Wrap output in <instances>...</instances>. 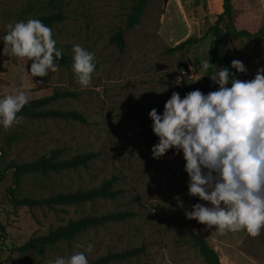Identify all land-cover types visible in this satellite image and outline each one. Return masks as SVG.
<instances>
[{
    "label": "rangeland",
    "instance_id": "374dc122",
    "mask_svg": "<svg viewBox=\"0 0 264 264\" xmlns=\"http://www.w3.org/2000/svg\"><path fill=\"white\" fill-rule=\"evenodd\" d=\"M130 3L131 0H0V32L10 23L27 21L60 4L68 18L49 26L55 47L72 53L73 45L79 44L92 52L97 62L90 85L82 88L73 71L64 67L57 66L56 71L44 77L30 78L23 70L25 58L0 55V97L21 89L29 100L49 95L55 89H68L76 95L50 106L75 109L86 119L82 122L18 116L19 120L9 128L0 127V167L9 161L35 159L51 148L61 149L62 158L93 151L95 156L86 166L63 169L47 177H24L20 193L39 197L86 189L112 176V188L121 190L113 198L97 197L76 205L13 208L5 197L11 170L4 171L0 179V259L9 255L8 247L46 233L68 218L128 210L134 215L90 227L70 242L44 247L40 254L28 253L18 259L14 252L9 263L52 264L57 257L85 251L91 244L92 250L85 251L89 264L107 251L144 244V251L137 256L109 264H206L188 238L187 229H191L214 248L221 264H264V227L257 236L243 230L220 235L214 226L206 227L186 218L185 209L190 211L191 205L207 202L188 194L182 154L169 149L154 159L150 151L158 138L149 136L148 112L155 108L161 113L173 91L183 97L204 82V76L194 81L206 73L200 67V61L208 58L211 39L206 28L221 11V0H148L138 23L124 32L125 46L120 52L108 37L123 23ZM231 9L234 25L251 34H226V49L232 60L242 61L246 68L244 73L236 72V78L250 80L257 68L264 67V33L259 32L264 24V0H231ZM188 36L201 38L182 50L164 52L166 46ZM30 64L28 60L26 71ZM165 85L167 89L162 91ZM216 88L210 79L205 93ZM10 135L14 138L6 146Z\"/></svg>",
    "mask_w": 264,
    "mask_h": 264
},
{
    "label": "clouds",
    "instance_id": "9594fccd",
    "mask_svg": "<svg viewBox=\"0 0 264 264\" xmlns=\"http://www.w3.org/2000/svg\"><path fill=\"white\" fill-rule=\"evenodd\" d=\"M6 28L0 36V55L25 58L23 70L30 78L56 71L54 59L61 58L62 51L55 47L49 26L33 18ZM71 51L76 81L88 87L96 67L94 54L79 44ZM28 60L31 64L26 71ZM200 67L202 71L212 69L209 78L216 90L203 93L195 89L183 97L173 91L161 113L155 108L148 112L151 131L158 138L151 146V156L159 159L169 149L182 154L188 194L207 202L185 209L186 218L214 226L220 235L243 230L257 236L264 227V67L257 68L250 80L234 78L229 71V67L237 73L246 71L237 59L229 67L202 59ZM166 89L165 85L162 91ZM26 103L28 96L21 89L0 97V127L17 122V113ZM91 250L89 244L85 251ZM85 251L57 257L52 264H88Z\"/></svg>",
    "mask_w": 264,
    "mask_h": 264
},
{
    "label": "trees",
    "instance_id": "16d2710c",
    "mask_svg": "<svg viewBox=\"0 0 264 264\" xmlns=\"http://www.w3.org/2000/svg\"><path fill=\"white\" fill-rule=\"evenodd\" d=\"M147 1L148 0H131L129 11L126 13L123 23L109 35L108 41L113 43L120 52L125 46L124 32L138 23ZM163 1L167 2L168 0ZM52 7L51 11L36 14L29 19H39L45 25L52 26L55 22L68 18V15L62 10L60 4L58 6L52 5ZM231 10V0H221V11L216 14L213 23L206 28V31L211 35L207 50L209 62L211 64L217 63L222 67H229L230 62L232 61L226 49L225 35L249 36L251 34L249 31L237 28L234 25ZM6 31L7 29L0 32V36H3ZM259 32L264 33V24L259 29ZM200 38L201 37L188 36L174 45L166 46L164 52L171 53L182 50L187 45L196 43ZM0 45L3 46V43L0 42ZM71 57V52L62 51L61 58L54 59V63H56L57 66L72 71ZM94 63L96 67L92 76L97 70V62L95 59ZM229 71L233 74L234 78H236L235 69L229 67ZM210 75L211 69L206 70L204 82L197 88L203 93L206 92L209 86ZM226 87H230V84L226 85ZM179 88L185 91L183 86H180ZM75 95V92L68 89H55L49 95L29 99L28 103H26L20 112L17 113V116H25L31 119L46 117L74 119L83 122L86 120L84 115L75 109H60L50 106L53 102L59 99ZM149 136L151 139L157 138L152 133L151 128L149 130ZM13 138L14 135L7 137V140L5 141L6 146H9ZM0 152H2L1 147ZM60 152L61 149L59 148H51L44 151L35 159L21 162L9 161L0 167V179L4 171L8 169L11 170V184L5 189V197L11 207L26 206L30 208L33 206H46L48 208H56V206L61 205H76L86 201H92L97 197L113 198L121 192L120 189L112 188L114 180V177L112 176L103 180L97 186L86 189L77 188L73 191H57L47 196L39 197L22 195L19 191V187L24 177L38 174L42 177H47L50 173H57L63 169H73L79 166H86L88 161L95 156L93 151H86L73 154L67 158H62L60 157ZM133 215L134 213L132 211L117 210L99 214L89 213L77 218H68L65 223L50 227L46 233L29 236L21 244L8 247L7 251L9 255L6 258L0 259V264H10L9 258L14 252L17 254L18 259L28 253L40 254L44 247L53 248L61 241L70 242L78 234L86 231L90 227L102 226L109 221L123 220ZM187 234L192 245L197 248L200 256L206 264H221L214 248L199 232L187 229ZM144 248V244H141L139 246L127 247L118 251H107L104 254L95 257L89 262V264H109L111 262L123 261L142 253Z\"/></svg>",
    "mask_w": 264,
    "mask_h": 264
},
{
    "label": "crops",
    "instance_id": "0c3cea01",
    "mask_svg": "<svg viewBox=\"0 0 264 264\" xmlns=\"http://www.w3.org/2000/svg\"><path fill=\"white\" fill-rule=\"evenodd\" d=\"M210 41V40H209Z\"/></svg>",
    "mask_w": 264,
    "mask_h": 264
}]
</instances>
